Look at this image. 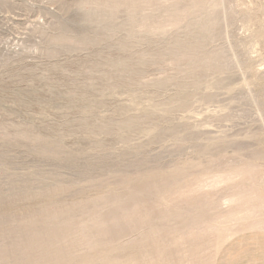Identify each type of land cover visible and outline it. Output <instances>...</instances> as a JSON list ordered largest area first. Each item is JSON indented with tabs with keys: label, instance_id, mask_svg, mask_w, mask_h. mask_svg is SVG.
Returning a JSON list of instances; mask_svg holds the SVG:
<instances>
[{
	"label": "rangeland",
	"instance_id": "374dc122",
	"mask_svg": "<svg viewBox=\"0 0 264 264\" xmlns=\"http://www.w3.org/2000/svg\"><path fill=\"white\" fill-rule=\"evenodd\" d=\"M252 231L264 0H0V264H216Z\"/></svg>",
	"mask_w": 264,
	"mask_h": 264
},
{
	"label": "crops",
	"instance_id": "0c3cea01",
	"mask_svg": "<svg viewBox=\"0 0 264 264\" xmlns=\"http://www.w3.org/2000/svg\"><path fill=\"white\" fill-rule=\"evenodd\" d=\"M231 243L223 246L216 264H264V231L239 233Z\"/></svg>",
	"mask_w": 264,
	"mask_h": 264
}]
</instances>
